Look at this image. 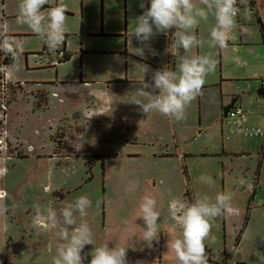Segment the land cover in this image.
Here are the masks:
<instances>
[{"label":"rangeland","instance_id":"rangeland-1","mask_svg":"<svg viewBox=\"0 0 264 264\" xmlns=\"http://www.w3.org/2000/svg\"><path fill=\"white\" fill-rule=\"evenodd\" d=\"M19 2L0 0V34L4 23L10 36L7 37L8 42L14 49L17 45L22 46V51L13 56L14 64L10 66V73L16 74L22 89L12 106L9 134L11 141H20L25 153L10 174L0 179V189L6 193V200H0V264H52L55 246L59 242L58 230L49 227L43 218L35 217V205L42 208L51 206L59 213L77 197L87 196L92 206L86 210L85 216L81 217L78 212L75 216L77 223L86 221L89 224L96 246L131 245L127 251L128 264H137L138 261L141 264H160L162 251L159 242L153 241L149 246L139 239L145 227L143 219L139 218L133 229L128 226L138 214L136 212L145 195L157 200L160 213L158 227L165 218L166 195L188 202L187 192L194 199L206 195L213 200L219 192H231V205L236 209L240 205L245 214L252 199L250 185L264 198V170L258 179L261 168L260 158L256 157V154H264L263 139L245 138L242 142H234L232 147L228 144L231 142L226 141L229 152L238 150L244 154L230 158L223 154V110L217 119L218 125L214 123L196 130L192 126L187 128L191 119L197 121L199 118V95L187 107L186 119L178 122L179 130L175 128L176 121L159 113H149L152 115L149 117V114L138 110L133 114L131 110L138 106L127 102L139 88L130 84L113 85L111 97L102 101L92 98L88 90L69 86L58 91L60 99L53 98L50 111L41 112L48 96L37 83L56 79V75L54 68L49 66L50 57L44 51L48 46L26 25L16 22ZM65 3L68 6L65 34L71 41L70 50L75 53L82 45L84 52L89 54L84 56V63L76 57L61 67L58 78L79 80L84 70L85 78L101 80L117 76L126 79L128 67L139 65L136 59L129 58L131 49L141 46L135 38L130 40V34L136 18L150 6V0H65ZM53 6L54 0H50L44 9ZM245 8L251 13L250 19L258 23L256 13L252 14L253 8ZM261 27L259 31L263 40ZM149 43L152 49L163 46L159 38ZM256 80L252 79V89L249 93L245 91L247 96L241 97L237 103L250 107L254 113L253 126L264 131V98L258 95L261 84ZM245 88L243 82L232 83L226 86V91L242 96ZM86 107L102 109V113L86 121L83 116ZM52 122L58 124L51 125ZM58 126L60 129L54 133ZM64 132L70 136L71 142L72 139L76 141L75 152L93 156V163L86 162L83 167L79 160L73 172L58 173L51 180L48 177L51 167L48 160L63 155L60 147ZM31 147L33 151L29 153ZM180 152L190 153L182 163V176L177 167ZM164 154L173 156L171 159L157 158ZM201 174L210 175L214 184L200 182ZM184 179L187 182L185 188ZM255 181L258 183L256 188ZM131 183H138V187L129 190ZM183 188L185 196L181 193ZM263 205L260 200L252 203L251 208H258L255 214L257 221L252 236L244 241V253L238 255L249 260L248 264H264V247L254 239L257 233L264 234ZM235 211L232 209L231 214L236 217ZM216 219L212 222L210 237L215 248L223 250L226 236L229 244L233 234L231 229L226 232L222 220L220 225H216ZM49 243L53 245L51 253L48 251ZM93 247L85 246L83 253L89 255L84 264H89ZM252 250H257L255 259L251 256ZM161 264H178V261L164 254ZM211 264L216 263L212 260Z\"/></svg>","mask_w":264,"mask_h":264},{"label":"clouds","instance_id":"clouds-1","mask_svg":"<svg viewBox=\"0 0 264 264\" xmlns=\"http://www.w3.org/2000/svg\"><path fill=\"white\" fill-rule=\"evenodd\" d=\"M49 2L20 0L16 22L26 25L50 51L55 52L65 40L68 6L65 0H54L55 6L45 10L44 6ZM236 5L237 0H198V3L194 0H150V6L136 18L131 31L130 40L135 38L141 45L132 48L131 53L146 58L147 49L151 55H157L149 42L159 34L170 32L172 47L183 49L186 55L180 56L178 70H155L151 81L145 82L143 79L141 87L127 103L138 106V110L147 115L155 112L177 122L185 120L187 107L201 94L207 77L217 67V60L211 53H187L205 46L209 49L226 47L228 40L234 38L233 29L240 12ZM210 16L215 23L210 27L208 39L202 40L195 30L201 22L207 23ZM0 51L15 56L22 51V46L17 45L14 49L8 40H0ZM142 69L144 76L150 70L148 65H142ZM198 179L207 185L214 184L210 175L201 174ZM136 187L138 183H131L129 190ZM232 199L233 193L219 192L214 200L205 195L196 197L192 203L184 206L182 214L177 218L181 235L172 240L170 245L168 242L178 264H208L205 241L210 235L212 222L231 211ZM91 206L92 201L87 196L77 197L74 203L68 204L59 213L51 206H34L35 217L43 218L49 227L58 230L59 242L55 246L52 264H84L89 255L83 253L86 245L94 246L89 264H128L127 251L131 245H115L111 248L108 244L96 246L89 224L86 221L77 223L75 213L83 217ZM136 218H142L145 224L139 239L149 246L153 241L159 242L160 213L155 197L145 195L142 198ZM48 251H53L51 243Z\"/></svg>","mask_w":264,"mask_h":264},{"label":"crops","instance_id":"crops-1","mask_svg":"<svg viewBox=\"0 0 264 264\" xmlns=\"http://www.w3.org/2000/svg\"><path fill=\"white\" fill-rule=\"evenodd\" d=\"M239 1H240L239 4L240 12L236 17L235 28L233 29L234 38L228 40L226 47L222 49L221 48L209 49L207 46H205L203 48H195L192 50L191 53H187V55H202L206 53H211L214 56V58L217 60V67L215 72L207 77L206 83L204 84L201 94L199 95L200 115L198 120L196 121L194 120V118L191 119V121L188 123V127L184 126V128L185 127L190 128L192 126L195 127L194 130H196L197 128L199 127L201 128L202 126L209 127L214 123L218 125L219 120L217 119H220L224 107L229 105V103L235 98H238L239 100L242 97V99H244V97L247 96L245 95L246 93L245 91H248L249 93L250 90L252 89L251 88L252 79L255 78L257 79L256 81L259 82L262 75L264 74V8H263L264 0H239ZM245 7L253 8L252 14L256 13L255 16L258 17V23L254 19H250L251 13H249V11H247ZM261 9H263V12ZM214 23L215 20L211 16L209 17V21L207 23L201 22V24L195 30L198 38L202 40H207L209 37L210 27ZM260 25L262 26L261 34L263 40L261 39L260 31H259ZM3 35H6L7 37L10 38V36H8L9 34L6 32V26L4 23H2V35L0 34V37ZM155 38H159L163 42V46H159L154 49L157 55L153 56L149 53V51H145L146 58H142L130 52L129 58H131V60L136 59L139 65L128 67L129 70L126 79L117 78L116 76V77H110L108 79L104 78L101 80H95L91 77L85 78L86 76H84L85 75L84 70L82 71L79 80L58 78L59 69L61 67L70 64L76 57H80V62L84 63V56L89 54V53H85L86 50L83 49L82 45L79 51H76L75 53L72 52L70 50L71 41L70 39H67L69 60L59 67H55V68L52 67L54 68L53 70H55V75H56L55 77L57 80L55 78L54 79L49 78L44 82L37 83V85L41 87L40 90L45 91L48 96L47 103L44 106L45 109L42 108V110L40 111L43 113L46 111H50L53 98L60 99V94H58V91L65 90L69 86H76L78 89H81L82 91L88 90L92 98L102 101L105 99L107 100V97L109 98L111 97L110 88L113 85L130 84L134 87L138 86V88H140L143 79L145 80V82L151 81L152 74L155 70H161L163 68L178 70V62L180 56L186 55L184 50L172 47V37L170 32L168 34H159ZM96 54H100V53H96ZM12 64H14V58L12 59ZM142 65H148L150 68L149 73L147 72L145 76L143 73ZM139 69L140 72L138 71ZM11 78L13 81H18V79H16L17 77L14 72L13 73L11 72ZM242 82L244 83V85H246V88L242 96L236 93L234 94L228 93L226 91V86H228L229 84L232 83L238 84ZM134 92H136V90ZM20 93H21V89L19 93L16 94V98ZM240 106L244 107L247 110L250 109V107L244 104H240ZM131 111H133L132 113L134 114V111L137 112L138 108L132 109ZM101 113H102V109L94 110L90 107H86L84 109L83 116L84 119L87 121L89 119L86 118L87 116L99 115ZM253 115L254 113L250 111V118L248 121V125L250 127H254L253 126L254 123L252 119ZM148 116L152 117V115L150 114ZM56 121L58 123L62 122V120H56ZM57 122L56 124L55 122H52L53 124L51 123V125H57L58 124ZM178 126L179 124L176 121L175 128H177ZM221 126H222L221 129L222 137L225 139L222 146L223 154H225L229 158L243 155L244 153H239L237 152L238 150L233 151L232 153L229 152L228 146L226 147V141L231 142L228 144H230V147H232L234 146L233 145L234 142H242L245 138H243L240 135L239 131L235 127L226 124L225 121L221 122ZM227 126L229 128L226 129ZM59 129L60 126L57 127L54 133L58 132ZM179 129L180 127H178V130ZM64 133L65 134H64L63 142L60 147V150L62 152L64 151L63 155L60 154V156L62 155L61 158L54 156L48 160V162L51 165L50 171L48 172V177L51 178V180H53L58 173L67 174L69 172H73L74 166L77 165L76 162H79V160L81 161L83 167H85L86 164L85 157L88 155L75 152L77 146L74 143L76 141L73 142L72 139L71 142L69 140L70 136L66 135L67 132ZM262 139L264 141V138ZM184 153L180 152L179 154L180 157L179 159H177V167L179 168V172L181 176L183 175L182 163H184L183 161H185L188 155H190L189 152H184ZM172 156L173 155L170 154L167 155L164 154L157 158L171 159ZM130 157H135V156H130ZM256 157L260 158L259 160H260L261 171H260V175L257 176L259 177L258 179H260L262 176V170H264V154H258V155L256 154ZM10 172L11 170L3 178L7 177L10 174ZM185 182L186 181L184 179V188H185V184L187 183ZM257 186L258 183L256 182L254 187L256 188ZM184 188L181 193L182 195L184 194L185 196ZM249 193L252 196V199L250 202V206L248 208V212L246 214L240 205H237L238 206L237 209L232 205V209H235L237 211V213L235 211V213L237 214L236 217L231 214L232 209L231 211L222 214V218H219L220 216L217 217L216 225H220L222 220L226 232L228 229H231L233 236L231 237L229 244L227 243V236H226V239L224 240L223 243L224 248L222 250L219 248H215L214 244L211 241L212 239L209 235L208 239L205 241V250L210 264L212 263V260H214L216 264H248L249 260L238 257V255L244 253V248H243L244 241L252 236L254 224L257 221V219L255 218V214L258 208L257 207L251 208L252 203L254 204L256 200L258 201L260 200L262 201V203L264 202L263 196L259 195L256 189L253 190V185H250ZM188 198H189L188 202L187 201L181 202L175 200V197H173L172 195L165 196V207H164L165 218H163L162 221L160 222V227H159L160 232L158 234L159 245L162 251V254L160 255V264L162 263V257L164 256V254L168 256H173L175 258V254L174 252L171 251L170 246H168V242L170 245V242L172 240L178 238L181 235V229L177 223V218L179 217V215L182 214V210L184 206L194 201V197L188 196ZM0 200H6V197L0 196ZM261 212L264 213V205L263 208H261ZM131 213L133 214L134 212L132 211ZM136 213L138 214L134 215L135 219L131 220L128 224L130 229H133V227H135L134 223H136L137 220L139 219L136 218L139 215V210ZM230 214L232 215V217H230ZM254 239L257 240L258 245H260V247L261 246L264 247V240L261 241L262 239H264L263 233H257ZM251 254H252L251 256L254 257V259L258 257L257 250H252Z\"/></svg>","mask_w":264,"mask_h":264},{"label":"built area","instance_id":"built-area-1","mask_svg":"<svg viewBox=\"0 0 264 264\" xmlns=\"http://www.w3.org/2000/svg\"><path fill=\"white\" fill-rule=\"evenodd\" d=\"M240 1L237 0L239 8ZM238 16V15H237ZM0 40H7V36L3 35ZM48 53L50 67H59L69 60V52L67 46V35L61 48L57 51H50L44 48ZM52 55H51V54ZM13 55L0 51V179H2L13 167H15L25 155L23 145L17 139L11 141L9 134V123L12 106L15 101L16 94L19 93L22 83L13 81L10 73ZM261 89H264V74L260 79ZM250 111L236 104L229 112L228 117L224 119L225 123L234 127L239 131L243 138H264V131L260 128L250 127L248 121ZM31 153L33 148L28 149ZM4 190L0 189V196H5ZM208 264H210L208 260Z\"/></svg>","mask_w":264,"mask_h":264},{"label":"water","instance_id":"water-1","mask_svg":"<svg viewBox=\"0 0 264 264\" xmlns=\"http://www.w3.org/2000/svg\"><path fill=\"white\" fill-rule=\"evenodd\" d=\"M258 95L264 98V89H260L258 91ZM237 102H238V98H235L229 103V105L224 107V109H223V119H226L228 117L229 112L234 108V106L237 104Z\"/></svg>","mask_w":264,"mask_h":264},{"label":"trees","instance_id":"trees-1","mask_svg":"<svg viewBox=\"0 0 264 264\" xmlns=\"http://www.w3.org/2000/svg\"><path fill=\"white\" fill-rule=\"evenodd\" d=\"M93 159H94L93 156H89L88 155V156L85 157V160H86L87 164H92L93 163ZM186 195L189 196L188 192H187Z\"/></svg>","mask_w":264,"mask_h":264},{"label":"bare ground","instance_id":"bare-ground-1","mask_svg":"<svg viewBox=\"0 0 264 264\" xmlns=\"http://www.w3.org/2000/svg\"><path fill=\"white\" fill-rule=\"evenodd\" d=\"M47 189V188H46Z\"/></svg>","mask_w":264,"mask_h":264}]
</instances>
